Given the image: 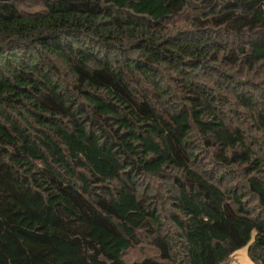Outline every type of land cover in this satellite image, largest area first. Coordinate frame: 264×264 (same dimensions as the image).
<instances>
[{
    "label": "trees",
    "instance_id": "16d2710c",
    "mask_svg": "<svg viewBox=\"0 0 264 264\" xmlns=\"http://www.w3.org/2000/svg\"><path fill=\"white\" fill-rule=\"evenodd\" d=\"M245 245L264 264V0H0V264Z\"/></svg>",
    "mask_w": 264,
    "mask_h": 264
},
{
    "label": "rangeland",
    "instance_id": "374dc122",
    "mask_svg": "<svg viewBox=\"0 0 264 264\" xmlns=\"http://www.w3.org/2000/svg\"><path fill=\"white\" fill-rule=\"evenodd\" d=\"M199 165L203 168L207 166H212L213 164L210 162V152L207 149H203L201 153H199ZM157 182H155L156 184ZM151 185L153 186L154 183L152 182ZM160 191L162 194H166L165 188L160 187ZM165 208H163L164 210ZM152 254L154 251L149 247L145 246V251H142L140 248L132 249L128 256L125 258L130 260L132 257H141L144 254ZM223 264H255L248 255V245L243 246L242 248L238 249L227 262Z\"/></svg>",
    "mask_w": 264,
    "mask_h": 264
}]
</instances>
